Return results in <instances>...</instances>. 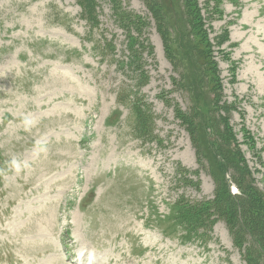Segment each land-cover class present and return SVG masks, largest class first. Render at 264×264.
<instances>
[{
	"label": "rangeland",
	"instance_id": "1",
	"mask_svg": "<svg viewBox=\"0 0 264 264\" xmlns=\"http://www.w3.org/2000/svg\"><path fill=\"white\" fill-rule=\"evenodd\" d=\"M149 1L161 22L97 0L91 26L75 0H0V168L22 166L0 177V264H249L208 201L225 140L264 194V0ZM204 213L205 243L181 224Z\"/></svg>",
	"mask_w": 264,
	"mask_h": 264
},
{
	"label": "trees",
	"instance_id": "2",
	"mask_svg": "<svg viewBox=\"0 0 264 264\" xmlns=\"http://www.w3.org/2000/svg\"><path fill=\"white\" fill-rule=\"evenodd\" d=\"M77 5L81 8L80 16L85 19V21L90 22L91 26H97L98 20V12L97 0H75ZM110 2L111 10L113 12H118L117 16H119L120 24L128 23V12L125 11L121 7V0H107ZM146 4L152 8L156 4H152L151 1L145 0ZM178 0H168V2L162 1L163 4L168 11V13H173L175 8L179 5L177 3ZM188 5V1L185 0ZM183 3V1H182ZM192 3V2H191ZM173 7L172 10H169V7ZM182 6V4H180ZM180 6L178 8H180ZM175 7V8H174ZM153 14L158 19V23L161 22L159 20L162 19V15L160 14V10L154 7ZM127 13V14H126ZM170 23L174 22L173 17L169 16ZM189 20H195V17H191ZM175 21L178 22L177 18ZM185 21H188L186 19ZM190 22V21H188ZM198 23V21H197ZM196 24V22H195ZM132 46L137 45L136 50L138 48L137 42H132ZM111 50V49H110ZM134 52L130 54V58L134 60ZM136 93V92H135ZM209 102H212V95L209 91ZM136 118H135V129L137 136L144 140H148L150 138L148 134V128L150 125L149 117L146 116L142 110L141 105H137L136 109ZM194 113V112H193ZM192 115V113H190ZM180 116H183L182 114ZM204 114H201V118ZM234 141L225 140L220 146L216 145L215 149L220 151L217 154V159L214 161L217 166L215 170L212 172V176L214 177V181L216 182V195L212 201H208V204L211 207H208L209 218L210 216H219L216 213L217 210V201L222 200L228 204V211H225V215L227 216L228 222L230 224H236L238 232L234 234V245L239 249L244 247L242 245V240L244 239L248 244L244 247L243 257L245 261L249 264H257V262L262 259L264 260V194H262L255 186L252 184V180L244 179V175H249V171L247 167L243 164V158L239 154L238 148H236V143L234 145ZM251 178V176H250ZM230 185H233L237 189V193L232 194L230 192ZM230 204V207H229ZM220 209H224L223 206H220ZM196 208L188 206L186 211H195ZM223 212V211H220ZM207 214H202L199 218L187 217L182 219V229H184L185 235L191 233L189 236L202 239L203 243L209 237L210 231V222L212 219H209ZM201 228L202 233L198 231ZM248 236V237H247Z\"/></svg>",
	"mask_w": 264,
	"mask_h": 264
},
{
	"label": "clouds",
	"instance_id": "3",
	"mask_svg": "<svg viewBox=\"0 0 264 264\" xmlns=\"http://www.w3.org/2000/svg\"><path fill=\"white\" fill-rule=\"evenodd\" d=\"M23 125H24V128L26 131L30 130V128L32 127L33 125V121L29 118H25L23 120ZM14 172L16 174H19L21 171H22V166H21V162L18 161L17 159L13 158L11 159L6 167L4 168H0V177H5L7 176V174L9 172Z\"/></svg>",
	"mask_w": 264,
	"mask_h": 264
}]
</instances>
